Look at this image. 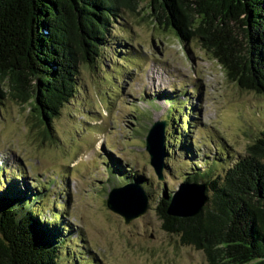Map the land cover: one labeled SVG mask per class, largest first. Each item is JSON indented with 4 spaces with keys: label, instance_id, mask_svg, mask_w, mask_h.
<instances>
[{
    "label": "rangeland",
    "instance_id": "obj_1",
    "mask_svg": "<svg viewBox=\"0 0 264 264\" xmlns=\"http://www.w3.org/2000/svg\"><path fill=\"white\" fill-rule=\"evenodd\" d=\"M149 13V0H139L112 25L95 64L80 65L50 132L28 104L9 96L0 104V193L12 185L8 194L28 195L40 222L61 216L58 264H206L163 229L161 200L186 182H207V171L222 176L264 130V95L240 89L195 40H178ZM160 120L162 180L145 150ZM128 183L141 185L147 210L125 224L105 200Z\"/></svg>",
    "mask_w": 264,
    "mask_h": 264
},
{
    "label": "trees",
    "instance_id": "obj_2",
    "mask_svg": "<svg viewBox=\"0 0 264 264\" xmlns=\"http://www.w3.org/2000/svg\"><path fill=\"white\" fill-rule=\"evenodd\" d=\"M138 6L139 0H0V104L6 96L28 104L50 132L74 97L80 65L95 64L112 25ZM149 8L153 23L182 42L195 40L229 81L264 95V0H149ZM210 172L202 174L206 204L193 217H170L172 197L164 194L163 229L201 251L206 264H264V130L222 176ZM13 190L0 193V264H58L61 216L40 222L28 195L7 193Z\"/></svg>",
    "mask_w": 264,
    "mask_h": 264
},
{
    "label": "water",
    "instance_id": "obj_3",
    "mask_svg": "<svg viewBox=\"0 0 264 264\" xmlns=\"http://www.w3.org/2000/svg\"><path fill=\"white\" fill-rule=\"evenodd\" d=\"M166 124L164 121L154 122L146 135L145 150L149 155V163L158 180L163 178ZM207 201L203 183H184L172 196L167 207L170 217L189 218L197 215ZM107 208L118 214L125 224L142 216L147 210V196L143 189L135 183H128L111 189L105 200Z\"/></svg>",
    "mask_w": 264,
    "mask_h": 264
}]
</instances>
